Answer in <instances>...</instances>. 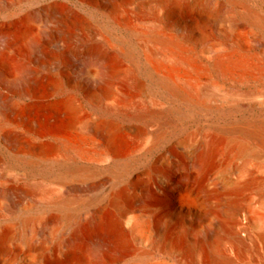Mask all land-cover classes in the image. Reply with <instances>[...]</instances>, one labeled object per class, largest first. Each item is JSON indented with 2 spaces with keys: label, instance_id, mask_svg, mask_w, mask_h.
<instances>
[{
  "label": "rangeland",
  "instance_id": "1",
  "mask_svg": "<svg viewBox=\"0 0 264 264\" xmlns=\"http://www.w3.org/2000/svg\"><path fill=\"white\" fill-rule=\"evenodd\" d=\"M168 1L0 0V32L10 30L15 35L4 47L0 40V187L60 188L54 175L63 170L62 162L73 163L90 173L69 179L81 188L76 193H86L83 190L93 186L96 191L126 199L143 198L156 214H168L173 225L183 224L204 238L199 244L207 252L233 229L232 217L237 211L255 219L253 228L264 227V186L260 184L264 154L245 155L243 147H255L256 142L243 131L234 132L235 127L247 131L252 123L264 122V0H178L180 5H193L190 11L200 12L201 17L184 26L176 21L175 33L182 34L185 28L193 40L200 34L217 51L236 50L254 64L247 78L224 76L212 68L202 73L200 83L210 87V95L199 106L184 104L153 88L136 70L145 61L139 47L138 66L112 51L102 66L84 52L87 45L97 44L103 37L128 39L123 29L112 26V15L119 8L137 9L149 18L154 5H167ZM48 5L77 13V21L63 24L59 14L54 17L46 10ZM212 5L221 7L219 15L205 8ZM248 13L251 18L245 16ZM95 27L104 30L102 36L95 34ZM54 36L61 41L49 46L48 40ZM73 47L78 50L76 59L69 52ZM46 49L56 54L51 66L46 62ZM203 58L210 61L208 54ZM128 73L137 84L130 85ZM41 76H47L54 88L38 84ZM70 100L77 105L75 113L69 109ZM171 108L174 110L168 111ZM104 122L115 126L113 143L103 144L112 154L108 160L95 152L104 140L83 126ZM133 127L146 132L136 135ZM67 136L88 152L80 155L61 147L57 139ZM35 143L42 146L40 151L30 148ZM184 191L195 199L197 213L177 207L176 198ZM0 200V220L4 221L16 207L1 195ZM240 222L247 224L245 216H240ZM219 248L223 251L225 246ZM225 250L231 253L229 247Z\"/></svg>",
  "mask_w": 264,
  "mask_h": 264
},
{
  "label": "bare ground",
  "instance_id": "2",
  "mask_svg": "<svg viewBox=\"0 0 264 264\" xmlns=\"http://www.w3.org/2000/svg\"><path fill=\"white\" fill-rule=\"evenodd\" d=\"M191 6L193 5H180L178 0H169L167 5L159 2L158 5H154L149 18H144L137 9L120 10L118 6L119 11L112 15V26L118 31L123 29L129 35L128 39L122 36H116L114 39L103 37L99 43L87 45L84 52L93 56L102 66H105L108 53L111 51L138 66L140 63L136 53L139 47L144 53L145 61L141 64V69L138 67L136 70L153 88L184 104L199 106L210 95V87L200 83L202 73L212 68L224 76L238 75L247 78L252 74L254 64L246 56L239 55L236 50L217 51L208 45L206 38L200 34L197 40L195 38L193 40L192 34L185 28L181 27L182 34L175 33L173 24L176 21L184 26L200 19L201 13L190 11ZM205 8L216 15L221 12L220 6L212 5ZM46 10L54 17L59 14L63 24L73 23L77 14L61 12L57 5H48ZM248 14L245 16L251 18L250 13ZM102 32H104L102 29L95 30V34L101 36ZM58 36L49 39L48 45L58 44L61 41ZM14 37L10 30L1 31V46L4 47ZM77 51V47L69 50L75 59ZM44 53L47 64L51 66L56 60V54L47 49ZM206 54L210 55V61L203 58ZM73 65L77 66L75 62ZM127 81L130 85L137 84L132 73H128ZM36 82L54 88L47 76L37 78ZM68 103L69 109L75 113L77 105L74 100ZM173 110L174 108H171L168 111ZM149 116H153L151 111ZM89 124L82 125L104 140V143L101 141L102 144H98V150L95 152L102 160L110 159L112 154L103 147V144L113 143L111 135L115 133L113 132L115 126L108 122L92 126ZM236 131H243L256 142V148L243 147L245 155L264 154V122L252 123L247 131L235 127L234 132ZM133 132L136 135H143L146 131L133 127ZM6 133L7 131L4 134ZM57 141L61 147L80 155L88 152L76 139L61 137ZM231 141L240 142L235 138ZM39 145L35 143L30 148L39 150L42 147ZM257 148L263 149L262 152ZM61 164L65 165L63 170L54 175L53 179L60 188L1 185V199L16 208L9 219L0 220V264H257V262L264 264V227L253 228L255 219L243 214L242 211L234 213L232 217L234 227L221 235L219 246L206 252L199 244L204 238L183 224L173 225L170 215L156 214L143 198L126 199L112 195L113 193L106 190L96 191L93 186L84 189L86 193H76L81 191V188L70 183L69 179L84 178L90 176V173L74 166L73 163ZM261 168L264 173V166ZM261 179L260 184L264 186V178ZM188 192H181L177 196V207L188 214L197 213V203ZM32 201H36L37 205L31 203ZM242 215L245 216L247 224L240 222ZM221 245L225 246V249L229 247L231 253L228 254L225 249L220 250ZM80 246H83V249L78 251ZM156 251L160 254L159 257L156 256Z\"/></svg>",
  "mask_w": 264,
  "mask_h": 264
}]
</instances>
